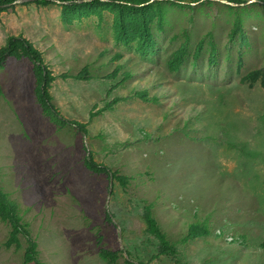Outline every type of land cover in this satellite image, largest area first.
Masks as SVG:
<instances>
[{"label": "rangeland", "instance_id": "obj_1", "mask_svg": "<svg viewBox=\"0 0 264 264\" xmlns=\"http://www.w3.org/2000/svg\"><path fill=\"white\" fill-rule=\"evenodd\" d=\"M200 2L167 5L163 30L153 28L156 46L145 57L114 41L107 11L101 24L91 15L72 25L62 23L57 4L29 2L0 13V49L21 36L43 54L55 76L52 104L65 121L42 113L31 62L7 56L0 67V190L36 243L40 264H108L101 249L119 253L115 264H264L256 248L264 240V90L241 82L252 70L264 73V8L254 3L234 12L219 0ZM237 20L243 29L230 38ZM113 51L122 52L128 66L150 62L167 74L170 83L157 88L158 104L126 99L99 112L127 90L110 93L113 82L58 78L86 65L104 75L97 66ZM179 52L183 61L172 71L169 62ZM181 118L204 127L188 130ZM89 156L132 180L122 188L110 176L89 172ZM148 203L177 245L175 258L158 256L157 242L143 233ZM193 215L209 236L184 244ZM8 236L9 226L0 221V264H24L23 238L18 250L5 249ZM237 236L247 248L233 249L229 241Z\"/></svg>", "mask_w": 264, "mask_h": 264}, {"label": "trees", "instance_id": "obj_2", "mask_svg": "<svg viewBox=\"0 0 264 264\" xmlns=\"http://www.w3.org/2000/svg\"><path fill=\"white\" fill-rule=\"evenodd\" d=\"M14 1L16 0H0V5H8ZM56 1L59 3H56ZM200 1L202 0H35L33 3L41 7L57 4L61 8V21L66 25L81 22L83 18L91 15L96 16L98 24H101L104 21V12L107 11L112 15L111 27L114 41L125 48L133 49L135 54L145 57L149 55L156 46L153 28L155 27L159 32L163 30L166 20V6L173 5L184 8ZM212 1L213 0H204L200 2L199 5L210 4ZM225 1L235 4H244L247 2L245 0ZM258 1L264 3V0ZM184 3L187 4L185 5ZM250 5H254V3ZM222 6L234 12H237L240 9L239 7H231L227 5ZM262 7L264 8V4ZM7 9L8 8L0 9V13ZM242 29L241 21H235L230 33V38H234V36ZM203 44V40H200L197 43L193 54L194 62H197L200 58ZM208 45L211 55L210 64H214L216 52L212 38L209 39ZM7 56L12 57L17 61L27 59L31 62L32 75L35 82V97L38 106L46 117H51L52 120L56 122L65 123V121L60 118L55 106L52 104L49 90L51 89L55 76H53L49 66L46 64L43 54L25 38L21 36H11L8 38L6 46L0 49V67L3 66ZM98 57L103 58V52L98 53ZM125 58L126 57L122 52L113 51L112 55L107 60L100 62L97 66L106 70L104 75L94 74L93 67L86 65L76 74L62 73L58 78L62 80H76L78 82H89L98 79L114 83L109 91L110 93L116 89L127 90V96H116L113 100L106 103L103 109L99 112L111 110L126 99H140L147 103L158 104L160 102V92L157 88H161L164 84L170 83L168 79H164L167 74L156 68V65L150 62L139 63L140 67L136 65L138 62L134 65L128 66ZM182 61L183 54L179 52L177 53V56L169 62L170 69L172 71L178 70ZM149 72L152 74L147 77ZM145 78L146 80L152 78L153 81H150V83H147L146 80L145 82H139V80H144ZM241 82L243 84H248L249 86L258 85L264 90V73L258 69L252 70L242 77ZM165 90L166 89H164V92L167 93ZM181 102H185V100H179L178 103H176V106H178L177 108L182 106ZM184 112H186V110ZM198 116H200V113H195V117ZM181 121L184 122V126L191 131L202 129V127H204L203 122L193 121L188 118H185L184 120L181 118ZM75 124L80 132L83 134L87 133L84 124ZM145 136L147 137L148 135L146 134ZM85 167L93 174L112 177L122 188H126L132 180L118 172H112L106 165L96 163L92 156H89L85 160ZM153 209V203H148L143 206L141 213L143 233L153 237L157 242L156 252L158 256L175 258L178 254L177 245L175 242L170 241L167 234L160 228ZM104 218L107 223L111 224V218L107 213L104 214ZM191 219L192 222L187 224L186 235L182 239L184 244L195 238L206 240L209 236L207 226L202 224L201 220H199L196 215H193ZM0 221L9 226V236L4 242L5 249L14 248L15 250H18L21 247L20 238H23L25 242L23 248L24 264H40L36 243L30 237L26 226L21 223L20 218L15 213L13 205L1 190ZM221 237L222 235H219L216 238L220 239ZM229 244H231L233 249L236 250L239 248H247L243 236L231 237ZM256 248L264 252V240ZM118 254L119 253L117 252H109L103 249L99 251V257L108 264H115L118 260ZM125 263L143 264L134 263L129 260H126Z\"/></svg>", "mask_w": 264, "mask_h": 264}, {"label": "water", "instance_id": "obj_3", "mask_svg": "<svg viewBox=\"0 0 264 264\" xmlns=\"http://www.w3.org/2000/svg\"><path fill=\"white\" fill-rule=\"evenodd\" d=\"M34 1L35 0H16L13 3L8 4V5H0V9H4V8H8V7H11V6L20 5V4H24V3L34 2ZM102 1H105V0H102ZM219 2L223 3L224 5L231 6V7H242V6H245V5H248V4H252V3H259V4H262V5L264 4L263 2L258 1V0H249L246 3H244V4L230 3V2L225 1V0H219ZM56 3H59V2L56 1Z\"/></svg>", "mask_w": 264, "mask_h": 264}]
</instances>
